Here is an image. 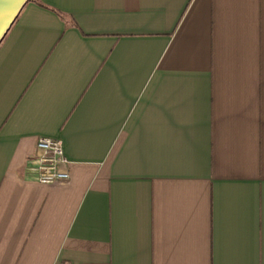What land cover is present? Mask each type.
Wrapping results in <instances>:
<instances>
[{
	"label": "crops",
	"instance_id": "obj_1",
	"mask_svg": "<svg viewBox=\"0 0 264 264\" xmlns=\"http://www.w3.org/2000/svg\"><path fill=\"white\" fill-rule=\"evenodd\" d=\"M40 136L68 180L25 176ZM0 264H264V0H28L0 42Z\"/></svg>",
	"mask_w": 264,
	"mask_h": 264
},
{
	"label": "built area",
	"instance_id": "obj_2",
	"mask_svg": "<svg viewBox=\"0 0 264 264\" xmlns=\"http://www.w3.org/2000/svg\"><path fill=\"white\" fill-rule=\"evenodd\" d=\"M35 154L25 163V176L41 184H53L69 178V161L63 154L60 140L37 137Z\"/></svg>",
	"mask_w": 264,
	"mask_h": 264
},
{
	"label": "water",
	"instance_id": "obj_3",
	"mask_svg": "<svg viewBox=\"0 0 264 264\" xmlns=\"http://www.w3.org/2000/svg\"><path fill=\"white\" fill-rule=\"evenodd\" d=\"M28 0H0V42Z\"/></svg>",
	"mask_w": 264,
	"mask_h": 264
}]
</instances>
